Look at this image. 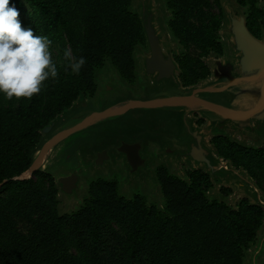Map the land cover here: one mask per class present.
<instances>
[{
  "label": "trees",
  "instance_id": "1",
  "mask_svg": "<svg viewBox=\"0 0 264 264\" xmlns=\"http://www.w3.org/2000/svg\"><path fill=\"white\" fill-rule=\"evenodd\" d=\"M260 1L238 3L246 8L247 27L262 39ZM12 2L24 25L52 39L59 71L31 99L0 95V264H246L257 244L264 254L262 206L249 197L232 206L227 200L233 189L223 186L214 194L211 174L203 168L181 176L159 164L155 175L163 199L158 204L122 195L118 180L96 178L68 212L61 210L59 183L51 172L38 169L20 179L50 134L45 128L79 98L96 96L98 71L107 61L129 84L142 82L138 54L148 45L134 0ZM164 2L167 29L181 47L174 53L181 83L199 84L212 75L207 59L227 54L221 34L226 9L222 0ZM66 49L85 57L79 74L66 70ZM210 143L264 192V145L242 143L227 132H216Z\"/></svg>",
  "mask_w": 264,
  "mask_h": 264
},
{
  "label": "water",
  "instance_id": "2",
  "mask_svg": "<svg viewBox=\"0 0 264 264\" xmlns=\"http://www.w3.org/2000/svg\"><path fill=\"white\" fill-rule=\"evenodd\" d=\"M139 2L142 4L140 17L149 51L140 58V74L145 80L150 78L152 84L148 89L147 98H127L62 125L45 141L33 163L20 179L30 178L36 170L43 169L41 167L47 163L57 145L69 135L111 117L125 114L131 109H160L171 114L179 113L176 120H171L170 126L152 131L163 146L160 151L164 160H173L175 164L189 162L194 166L203 167L205 171L210 172L214 184L216 178H219L231 185L230 187L244 189L250 194L249 198L264 209V192L245 170L235 168L230 161L216 154L215 148L208 142L207 134L196 123L195 117L197 113L216 132H225L228 126H233L239 132L247 129L253 132L255 121L264 122V37L259 39L251 33L243 15L237 18L230 14L229 33L233 37L236 57L213 58L210 65L211 78L196 85L183 86L179 78L180 68L173 52L163 44L151 1ZM237 66L240 71H237ZM53 126L54 123L47 126L44 133L48 134ZM145 145V141L133 134L120 138L119 143H111L107 149L125 155V162L130 171L134 172L150 160L142 155ZM106 151H102L104 157L107 155ZM43 157L44 162L39 165ZM149 173L150 171L147 174ZM64 181L61 179V183Z\"/></svg>",
  "mask_w": 264,
  "mask_h": 264
},
{
  "label": "rangeland",
  "instance_id": "3",
  "mask_svg": "<svg viewBox=\"0 0 264 264\" xmlns=\"http://www.w3.org/2000/svg\"><path fill=\"white\" fill-rule=\"evenodd\" d=\"M150 1L152 9L156 13L155 21L157 28L163 37V44L166 48H171L174 55V53L179 51L181 47L167 29V19L170 18V13L166 8L164 0ZM222 4L228 14L221 30L223 41L226 42L228 49L225 57L229 56L235 58L236 54L233 50V37L229 33L231 24L230 14H233L237 18L242 15L245 17L246 8L240 6L238 0H222ZM260 6L264 8V0L260 1ZM134 7L141 13L142 4L139 0H134ZM146 53H149L148 49L139 52L138 54L140 63L139 78L142 80L139 85L129 84L119 75L112 63L107 61L105 67L98 71L99 90L94 101H86L83 100L82 97L79 98L75 103H73L72 107L66 110L63 115L57 119V123L59 124L61 122L64 125L69 122H73L72 120L74 117L83 118L85 115L87 116V114H90V112L101 111L102 109L127 98L133 100L146 99L149 94L148 89L150 85H152L150 78L149 80H145L140 74L142 70L140 58ZM207 61L210 65H212L213 57L208 58ZM237 71H240L239 66H237ZM177 116H179V113L174 112L171 114L168 111L160 109H131L125 114L111 117L99 124L91 125L69 135L62 140L57 145L56 150L49 160V167H46V164L41 167L57 177L63 173L59 165L66 162L71 168L81 175V182L75 192L67 194L61 191L62 193H60L59 197L61 200V210L63 212H68L72 209H76L88 192L89 182L99 177L118 180L120 193L128 198L141 195L147 199L148 203H161L163 194L155 175V168L159 164L168 166L174 173L181 176H185L186 171L189 169L203 168L194 166L189 162H179V164H175L173 160L166 161L163 159L160 151L163 146L160 139L156 138L154 136V132L152 131L170 126L172 123L171 120H176ZM195 117L196 123H198L197 120L200 117H198L197 113L195 114ZM201 127L207 134L208 142H210V139L216 131L212 129L208 123L202 125ZM254 128L255 131L253 132H251V129L239 132L235 130L233 126H228L225 132L229 133L233 138L242 143L253 146L264 145V122L258 123L255 121ZM225 132L221 131L220 133ZM133 134H136L138 138L146 142L142 155L144 157L152 158H150L149 162H147L141 169L131 172L129 165L126 162H121L124 161L122 156L119 155V153H114L112 151L110 152L111 154H109L111 158H107L105 162H94L95 151L107 148V146L111 145V143H119L120 138H126V136L128 137ZM45 135L47 136L48 134L45 133ZM48 139L49 138L47 137V140ZM157 151L160 154H156ZM148 171H150L149 175L147 174ZM223 186L230 187L231 185L219 178H216L214 194H217ZM243 197H250L248 191L244 189L237 190L233 187V192L227 201L232 206H236L237 202ZM263 241L264 229L260 231L259 244ZM263 259L264 254L259 253L257 244L249 251L246 264H261Z\"/></svg>",
  "mask_w": 264,
  "mask_h": 264
},
{
  "label": "clouds",
  "instance_id": "4",
  "mask_svg": "<svg viewBox=\"0 0 264 264\" xmlns=\"http://www.w3.org/2000/svg\"><path fill=\"white\" fill-rule=\"evenodd\" d=\"M52 39L24 25L20 10L12 0H0V95L6 100L31 99L45 82L58 78V64L52 51ZM66 70L79 74L85 57H73L66 49ZM258 254V253H257Z\"/></svg>",
  "mask_w": 264,
  "mask_h": 264
},
{
  "label": "flooded vegetation",
  "instance_id": "5",
  "mask_svg": "<svg viewBox=\"0 0 264 264\" xmlns=\"http://www.w3.org/2000/svg\"><path fill=\"white\" fill-rule=\"evenodd\" d=\"M226 55L222 56V57H217V58H223L225 57ZM175 58V57H174ZM214 58V57H213ZM212 76H210L209 78H211ZM83 100H86V101H90V100H93L95 99V96L94 97H82ZM81 101V100H80ZM78 101V102H80ZM76 102V101H75ZM74 102V103H75ZM86 106V105H85ZM72 107V106H71ZM94 109V108H93ZM91 109V110H93ZM95 110H99V109H95ZM63 115V114H62ZM60 115V116H62ZM199 117V116H198ZM76 119H81V118H78V117H74L73 120H76ZM202 119L201 117L197 120V122ZM204 120L203 124H199L200 126L204 125L207 123V121L205 119H202ZM54 123V126L52 128V130L50 131V134L48 135V138L51 137V135L56 132L62 125L63 123H57L56 122H53ZM52 123V124H53ZM87 128V127H86ZM215 135V134H214ZM213 135V136H214ZM212 136V137H213ZM211 140V139H210ZM57 148V147H56ZM56 148L54 149V151L56 150ZM160 148V147H159ZM106 149L107 151V155L104 157V155L102 154V151ZM101 152L99 151H95V157H94V162H98V163H103L105 162V160L107 158H109V154L111 152V149L110 148H104ZM54 151L52 152L51 156L53 155ZM112 151L115 153V150L112 149ZM159 152L157 151L156 154H158ZM160 154V153H159ZM50 156V158H51ZM122 158L124 159V161H121V162H125V155H121ZM161 156V155H160ZM150 157V156H149ZM162 157V156H161ZM49 158V160H50ZM151 158V157H150ZM152 159V158H151ZM49 160L47 161L46 163V167H49L48 164H49ZM60 168H61V171L63 173H61L60 175H58L56 178L57 182L59 183V187H60V193L62 192H65L67 194H72L73 192L76 191V189L79 187V183L81 182V175L76 172L73 168L70 167L69 164H67L66 162L65 163H61L60 165ZM100 178V177H99ZM61 179L65 180L64 182L61 183ZM62 191V192H61Z\"/></svg>",
  "mask_w": 264,
  "mask_h": 264
},
{
  "label": "bare ground",
  "instance_id": "6",
  "mask_svg": "<svg viewBox=\"0 0 264 264\" xmlns=\"http://www.w3.org/2000/svg\"><path fill=\"white\" fill-rule=\"evenodd\" d=\"M44 157L39 161V165H41L44 162Z\"/></svg>",
  "mask_w": 264,
  "mask_h": 264
}]
</instances>
